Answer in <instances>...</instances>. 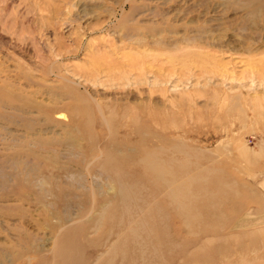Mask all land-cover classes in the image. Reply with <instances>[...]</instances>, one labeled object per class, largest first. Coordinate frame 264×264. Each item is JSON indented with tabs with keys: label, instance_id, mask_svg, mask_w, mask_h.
<instances>
[{
	"label": "rangeland",
	"instance_id": "rangeland-1",
	"mask_svg": "<svg viewBox=\"0 0 264 264\" xmlns=\"http://www.w3.org/2000/svg\"><path fill=\"white\" fill-rule=\"evenodd\" d=\"M0 264H264V0H0Z\"/></svg>",
	"mask_w": 264,
	"mask_h": 264
},
{
	"label": "bare ground",
	"instance_id": "bare-ground-1",
	"mask_svg": "<svg viewBox=\"0 0 264 264\" xmlns=\"http://www.w3.org/2000/svg\"><path fill=\"white\" fill-rule=\"evenodd\" d=\"M147 165H148V164H147ZM145 166H146V164H145ZM144 169H145V168H144ZM146 170H147V169H146ZM153 171H154V172H158V169H157V170H156V169H154ZM144 174H145V173H144Z\"/></svg>",
	"mask_w": 264,
	"mask_h": 264
}]
</instances>
